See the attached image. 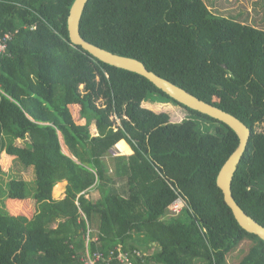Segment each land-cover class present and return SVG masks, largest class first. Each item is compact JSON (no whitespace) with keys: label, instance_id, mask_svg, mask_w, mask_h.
I'll return each instance as SVG.
<instances>
[{"label":"trees","instance_id":"obj_1","mask_svg":"<svg viewBox=\"0 0 264 264\" xmlns=\"http://www.w3.org/2000/svg\"><path fill=\"white\" fill-rule=\"evenodd\" d=\"M74 1L0 0V264H229L245 247L235 264H264L217 185L236 132L74 45ZM80 31L251 128L232 191L264 225V29L204 0H89ZM151 94L190 116L143 106ZM123 140L131 153L115 155ZM13 162L34 180L5 182Z\"/></svg>","mask_w":264,"mask_h":264},{"label":"water","instance_id":"obj_2","mask_svg":"<svg viewBox=\"0 0 264 264\" xmlns=\"http://www.w3.org/2000/svg\"><path fill=\"white\" fill-rule=\"evenodd\" d=\"M88 1L89 0H75L69 12L67 20L68 33L70 41L74 45L80 46L82 49L86 50L91 55L107 64L123 68L146 77L157 88L161 89L176 102L190 109L209 115L223 124L228 125L236 132L239 137V144L220 169L217 176V185L222 190L224 200L230 207L239 225L247 232L255 234L264 240V225L250 216L239 205V203L234 198L232 191V183L235 173L237 172L238 166L247 149L252 134L251 128L244 124L241 119L232 113L209 102H206L185 88L148 69L141 60L114 53L90 41H87L81 35L80 25Z\"/></svg>","mask_w":264,"mask_h":264},{"label":"rangeland","instance_id":"obj_3","mask_svg":"<svg viewBox=\"0 0 264 264\" xmlns=\"http://www.w3.org/2000/svg\"><path fill=\"white\" fill-rule=\"evenodd\" d=\"M208 7L216 14L223 15L229 18H237L239 20H243L247 24H251L255 27L264 29V0H204ZM235 16V17H234ZM83 88V86H81ZM150 105L148 108L154 110L155 112H167L171 116V120L173 122H181L182 120L188 118L190 116L189 112L185 110L182 106L176 104L175 102L164 99L158 95L151 94L148 96L147 100ZM102 100H99V103H102ZM120 120H117V124H119ZM262 129V127H259ZM92 134L96 135V130L94 126H91ZM60 139L63 151L68 155H72L70 149L66 145L62 134L60 133ZM29 139H18L16 141L17 145L23 146L28 142ZM115 155L117 154H130L129 152L124 153L122 148L119 145H116L114 150L112 151ZM108 159V158H107ZM9 177L5 176L4 181L8 182L13 177H17L18 179H24L27 181H32L35 178L33 167L23 168L17 162H13L11 166L8 168ZM63 184H59L57 186L58 192L62 188ZM101 193L98 189L90 190L87 197L91 200L100 199ZM93 229V228H91ZM249 243V242H247ZM246 253V247L244 250L238 249L231 256H228V263L235 264L241 256V253Z\"/></svg>","mask_w":264,"mask_h":264},{"label":"built area","instance_id":"obj_4","mask_svg":"<svg viewBox=\"0 0 264 264\" xmlns=\"http://www.w3.org/2000/svg\"><path fill=\"white\" fill-rule=\"evenodd\" d=\"M11 39V35L10 34H6L4 37L0 38V55L4 52L7 51L8 49V40ZM180 203V202H179ZM179 205H176L174 207V211L175 212H179ZM97 258H100V254L96 255Z\"/></svg>","mask_w":264,"mask_h":264},{"label":"crops","instance_id":"obj_5","mask_svg":"<svg viewBox=\"0 0 264 264\" xmlns=\"http://www.w3.org/2000/svg\"><path fill=\"white\" fill-rule=\"evenodd\" d=\"M147 105H150L149 103H148V101H144L143 102V106H145V107H149V106H147ZM96 130V129H95ZM97 132V131H96ZM117 145H119L121 148H122V151L124 152V153H126V152H129V153H131V149H130V146L123 140V141H121V142H119ZM73 157V156H72Z\"/></svg>","mask_w":264,"mask_h":264}]
</instances>
